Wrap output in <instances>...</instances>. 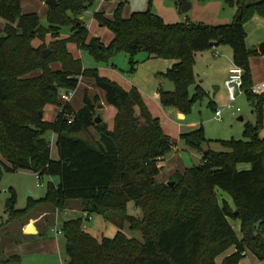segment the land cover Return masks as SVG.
Instances as JSON below:
<instances>
[{"label": "trees", "instance_id": "1", "mask_svg": "<svg viewBox=\"0 0 264 264\" xmlns=\"http://www.w3.org/2000/svg\"><path fill=\"white\" fill-rule=\"evenodd\" d=\"M97 1L56 0L55 8L48 7L44 27L37 14H23L22 0H0V20L5 22L0 27V181L3 170L29 171L41 181L44 175L59 179L43 199L13 211L11 219L32 216L41 207L48 208L43 214L53 215L80 202L90 218L96 214L111 221L112 212L119 213L142 236V242L122 233L98 241L83 230L82 217L67 220L60 227L67 264H218L222 255L220 264H240L248 253L264 262V139L259 136L264 95L250 92L251 53L244 31L254 16L264 18V0H222L235 8V15L230 24L220 26L165 24L152 11L153 0L146 11L124 18L125 5L120 4L112 20L94 14L113 36L108 45L90 37L82 20ZM65 28L71 35L62 39ZM35 40L40 42L37 47ZM211 43L231 49L233 64L243 71V89L256 123L245 126L243 140L220 141L226 150L220 153L204 150L211 141L202 128L182 135L187 148L202 154L201 164L175 177L173 187L159 184L160 163L176 143L164 134L136 88L126 91L97 69H84L68 46L75 45L103 64L126 54L129 74L135 71L139 53L147 59L177 61L158 75L160 81L173 83L175 91L165 92L161 84L157 91L163 107L187 114L204 96L199 88L189 95L195 84V57L211 50ZM53 64L60 69L54 71ZM81 78L90 79L106 104L116 109L113 130L94 123L98 96L90 98L86 92L77 112L59 101L60 92L76 91ZM48 106L59 109L54 122L43 118ZM91 129L96 141L90 139ZM48 132L56 137L57 160L51 158L44 137ZM218 191L231 199L233 209L225 199L219 201ZM130 202L142 213L141 219L127 215ZM235 221L240 236L231 224Z\"/></svg>", "mask_w": 264, "mask_h": 264}, {"label": "rangeland", "instance_id": "2", "mask_svg": "<svg viewBox=\"0 0 264 264\" xmlns=\"http://www.w3.org/2000/svg\"><path fill=\"white\" fill-rule=\"evenodd\" d=\"M193 5L192 12L185 17L180 14V4L178 0H153V7L159 12H169V23L179 24L185 23L187 21L193 23H204L209 25L211 22L207 18L214 13L215 10L220 12L221 16L228 14L231 23L233 20L234 12L232 7L226 5L222 0H188ZM33 3L37 2L35 0H23V13L35 12L38 15L41 13L38 9H34ZM45 4V2H44ZM35 5V6H36ZM46 5V4H45ZM47 6V5H46ZM48 7V6H47ZM27 12L28 10H30ZM46 9V8H45ZM231 13V14H229ZM40 17L42 25L45 27V20ZM5 23V22H4ZM3 24H0V27ZM64 30H67L65 28ZM49 37H46V45H49ZM33 45L35 47L40 45L38 40H35ZM225 47V46H222ZM141 54L135 56V60L140 59ZM82 57L84 58L83 65L86 69H93L94 60L87 54V52H82ZM125 57V58H123ZM204 55L203 64H198L196 69V75L199 79L200 87L206 92L201 100L196 101L191 106L190 112L184 114V119H178V110L176 108H162L168 113V118L176 121L175 125H183L182 131L191 132L199 128H202L204 136L206 139L210 140L211 143L204 147V150L209 149L213 152L220 153L226 150L221 145L220 141H230V140H243V133L245 126L249 124L252 120V110L246 100L245 95L237 98V102L234 103V112L236 108L241 109V113H233L232 110L227 108L228 97L223 99L220 96H213V83L212 75L214 68H208L207 63L210 61ZM120 59L116 60L120 66H125L122 69L123 74L129 73L130 57L126 54H120ZM91 63V65H88ZM86 81L88 79H85ZM87 82L78 87L76 93H80L84 90ZM195 85L189 88V95L193 96L196 91ZM65 92L61 91L60 95ZM75 94L72 99L74 105L78 104V100L82 101V94L80 96ZM60 102H62L59 99ZM212 101L214 104L212 105ZM212 105V106H211ZM174 109V110H173ZM59 109L56 107H46L44 110L43 118L47 122H54ZM221 111L222 116L218 119L215 114ZM55 112V117H52V113ZM244 116L245 121L240 122L238 118ZM193 124V125H191ZM94 133L93 129L90 130ZM45 139L50 143L51 148V158L53 160L58 159V152L56 147V140L51 132L45 134ZM80 137V136H79ZM177 138V149L175 147L171 153L167 156V159L172 157V160L162 161L160 165L162 170L156 177V182L159 184L170 183L178 175H182L186 169H190L201 164L202 154L197 150H192L186 147L185 143ZM6 166L8 164L4 163ZM247 168V167H245ZM59 179L57 177H49L44 175L42 181L38 182L36 175L29 171H18V172H8L3 170L1 181H0V264L2 261H9L5 264H67V257L65 254V241L63 236H56L55 231L60 230L63 222L82 217L83 230L89 235L96 238L98 241L102 239H112L117 233H122L128 239H135L142 242V236L137 231H132L129 224L124 221L119 213L112 212L111 221H106L100 215H91L90 220H85L86 214L83 211V204L80 202H72L67 206L65 211H56L53 215L43 214V212L48 211L47 207H41L32 216L20 220H12L11 214L13 211H21L28 208L29 203L32 201H37L43 199L50 185H57ZM219 201L225 199L230 204L231 199L219 191L217 192ZM9 201V207L7 202ZM233 209V208H232ZM127 215L134 217L136 219L142 218V213L140 210L134 208L132 202L128 203ZM85 216V217H84ZM235 232L240 236L239 232V222H231ZM29 225H34L38 229V234L28 235L25 233V228ZM232 249L226 254H230ZM248 257L243 259L240 264H264V262L257 261L250 253L247 254ZM18 257V259L14 258ZM224 255L217 259V263L220 264Z\"/></svg>", "mask_w": 264, "mask_h": 264}, {"label": "crops", "instance_id": "3", "mask_svg": "<svg viewBox=\"0 0 264 264\" xmlns=\"http://www.w3.org/2000/svg\"><path fill=\"white\" fill-rule=\"evenodd\" d=\"M35 1L37 2V5H36V3H33V5L35 7L34 9H38V11L41 14L38 15L35 12L26 13V14H37L38 16H41V18L45 20V24H46V16H47L48 7L44 4V2H40L38 0H35ZM148 3H149V0H98L82 16V20L85 22V26H86V29H87L90 37L99 38L102 41V43H104L105 45H108L112 41L113 36L109 32V30L101 27L96 22V20L94 19V14L95 13H101L104 15V17L106 19L112 20L113 15H114L116 9L118 8V6L120 4H124L125 6L123 8V16H124V18H128L131 14H133L135 12L146 11L148 8ZM232 9H233V12L235 15V8H232ZM22 10H23V0H22ZM192 10H193V5H192L191 11L187 15H185V17H188V15L192 12ZM29 11H31V9L28 10L27 12H29ZM152 11H153V13H155L156 15L161 17L165 24H168V25L172 24V23L167 22V21H169V17L172 16V15H170L169 12H162V11L159 12L158 10H156V7H153V3H152ZM229 14H231V13H229ZM207 19L211 21V22H208V24L211 26H220V25L230 24V23H228V21H230V17L228 16V14H226V16L225 15L221 16V14H220V12H218V10H215L214 13L211 14L209 16V18H207ZM0 24H4V21L0 20ZM244 31L246 33V40H245L246 48L251 53L250 58H249L251 83L257 84L260 82H264V54H260L259 52H254V50L258 49V47L262 43H264V18L257 16V15L254 16L251 20H249L244 25ZM70 35H71L70 29L62 30L61 34H60L62 39H66ZM68 49L75 59H80L82 62H84V60H83L84 58L82 57V52H85V51H80L75 45H72V44H70L68 46ZM139 54H141L140 59L135 60V58H134V60L138 64L136 65L135 71L132 74H129V73L123 74L122 69L125 68V66H120V64L118 62H116V60L120 59L119 58L120 54L115 55L109 61L108 64L97 63L96 61H94L95 64H92L93 65L92 68L97 69L100 76L115 82L118 86H120L122 89H124L126 91H129L132 88H136L140 92L142 99H143V102L146 105L151 116L160 121L161 128H162L164 134L169 136L176 143V146H175V150H176L177 149V141H176L177 138L176 137H178L180 139V137L182 135L187 134L189 132L182 131L183 125H181V124L175 125L176 121L168 118V116H167L168 112L162 108H170V107H163L160 104V100H159L160 97H159V93H158L157 89L160 86V84L162 85V88L164 89V84L169 82V81H165V80L160 81L158 79V75L166 74L167 71L169 69H171L178 62L175 60L147 59L146 54H144V53H139ZM215 54H218V56H215ZM204 55H206L207 56L206 58L210 61L209 63H207L208 68H210V69L214 68L212 80H211L213 83V96L217 97V96L221 95V98L223 99L227 95L226 89L224 87V81L226 80V78L229 74V71L233 65L231 49L228 47L220 46V47L212 48L211 50L204 52V53H198L196 55L195 65H194V75H195V84H196L195 88L196 89L199 88L203 92H204V90L198 84L199 79H198V76L196 75L195 72H196L198 64L204 63L203 62ZM123 58H125V57H123ZM91 59H92V57H91ZM92 60H94V59H92ZM88 65H91V63H89V61H88ZM83 67H84V65H83ZM51 68L54 71H57L60 69V65L59 64H53L51 66ZM84 69H86V68L84 67ZM88 69H90V68H88ZM85 79L86 78H81L80 82H79V86H78L80 88V86L83 84V82H87L86 85L88 87H85L84 90L79 93L80 96L82 94V101H83L84 94L86 92L90 98L98 96L99 100H100V104L97 106V113H98V115H100L102 123H104L107 126L108 130H110V131L113 130L114 118H115L116 113H117L116 109L114 107L106 104L103 92L96 89L90 79H88L87 81ZM77 89H76V91H74L73 98L75 97V94L76 95L78 94V93H76ZM195 92L193 93V95L195 94ZM205 94H206V92H204V95ZM72 99H71L69 105L71 106V108L75 112H77L82 107L81 98H80V100H78L77 105H74L72 103ZM238 99H240V98H238ZM246 100H247V97H246ZM236 102H237V100H236ZM247 102H248V100H247ZM211 104L213 105L214 102L212 101ZM248 104L252 110L251 114L253 115L252 120L249 121V124L255 125L256 115L253 112V108L249 102H248ZM48 107H54V106H48ZM233 113L236 114V112H234V111H233ZM239 113H241V109H240ZM263 115H264V104H263ZM221 116H222V113L217 118L219 119ZM52 117H55V112L52 113ZM178 119L183 120L184 114H181L180 112H178ZM238 121L244 122L245 121L244 116H240L238 118ZM191 125H193V124H191ZM89 134H90L91 140H93V141L97 140V135L95 132L92 133L91 131H89ZM259 136L261 139H264V119H263V127H262L261 132L259 133ZM53 137L56 139V137L54 135H53ZM167 158L168 157H166L162 161L165 162L167 160H172V157L170 159H167ZM246 257H248V255Z\"/></svg>", "mask_w": 264, "mask_h": 264}, {"label": "built area", "instance_id": "4", "mask_svg": "<svg viewBox=\"0 0 264 264\" xmlns=\"http://www.w3.org/2000/svg\"><path fill=\"white\" fill-rule=\"evenodd\" d=\"M215 56H218V54H215ZM224 87L226 89L227 96H228L227 108L229 110H234V103L236 102L237 98L245 95V91L243 89V71L240 67L234 64L232 65V68L230 69L229 74L226 80L224 81ZM250 92L254 96L264 95V82L253 84L250 88ZM73 96H74L73 91H66L60 95V100L62 101V103H65V104L70 103ZM235 112L239 113L240 109L239 108L235 109ZM220 115H221V111H218L215 114L216 117H219ZM36 179L38 182H41V179L39 176H36ZM86 217H89V216L86 214ZM89 220H90V217H89ZM55 234L56 236L61 235L60 230L55 231Z\"/></svg>", "mask_w": 264, "mask_h": 264}, {"label": "water", "instance_id": "5", "mask_svg": "<svg viewBox=\"0 0 264 264\" xmlns=\"http://www.w3.org/2000/svg\"><path fill=\"white\" fill-rule=\"evenodd\" d=\"M45 4L51 9L55 8V6L57 5L56 0H47L45 2ZM178 4H180V13L184 16L187 15L192 9V4L188 0H178ZM217 46H218L217 43H211L212 48H216ZM47 52L48 51H45L43 53V55L45 56L47 54ZM254 52H259L260 54H264V43H262L258 47V49L254 50ZM164 91L173 93L175 91L173 83H171V82L165 83L164 84ZM40 116H42V113H40ZM101 122H102V120L100 118V115H97L96 118L94 119V123L96 125H99ZM174 184L175 183L171 182V183H168V186L173 187ZM9 206L10 205H9V201H8L6 207H9ZM235 216H237V213L235 214ZM25 233L28 235H36V234H38V230L34 225H29L27 227V229L25 230Z\"/></svg>", "mask_w": 264, "mask_h": 264}]
</instances>
